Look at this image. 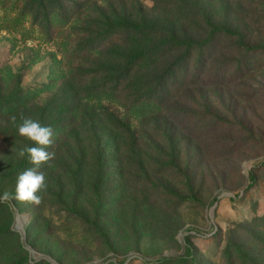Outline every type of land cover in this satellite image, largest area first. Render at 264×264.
I'll return each mask as SVG.
<instances>
[{"label":"rangeland","instance_id":"obj_1","mask_svg":"<svg viewBox=\"0 0 264 264\" xmlns=\"http://www.w3.org/2000/svg\"><path fill=\"white\" fill-rule=\"evenodd\" d=\"M6 191L0 264H264V0H0Z\"/></svg>","mask_w":264,"mask_h":264},{"label":"clouds","instance_id":"obj_2","mask_svg":"<svg viewBox=\"0 0 264 264\" xmlns=\"http://www.w3.org/2000/svg\"><path fill=\"white\" fill-rule=\"evenodd\" d=\"M15 119V117H12L13 122H15ZM17 130L20 136L34 142V144L39 145V147L28 146L21 149L18 153L20 157L28 155L30 163L35 167L28 168L20 173L17 178L14 198L39 205L42 197L38 195V193L42 190H46L47 184L44 173L38 169L42 163H47L55 158L54 152L46 150L53 143V131L51 127L44 126L39 121L30 118L23 119V122L18 125ZM12 198V195L6 191L0 196V203Z\"/></svg>","mask_w":264,"mask_h":264},{"label":"trees","instance_id":"obj_3","mask_svg":"<svg viewBox=\"0 0 264 264\" xmlns=\"http://www.w3.org/2000/svg\"><path fill=\"white\" fill-rule=\"evenodd\" d=\"M119 24H121V25H119V27H121V28H123V29H132V30H136V31H142V29L144 28V27H142V26H140V27H139V26H134V25L129 24V23H127V22H121V23H119ZM170 42H173L174 44H178V43H180L181 41H179L175 36H173V38H171L170 40H166V41H165V43H170ZM191 42H193V41H191ZM135 58H136V57L132 58V59L129 61L128 65L131 64V61H133ZM128 68H129V66L125 68L126 71H124V73H128ZM165 259H166V258H163V260H165Z\"/></svg>","mask_w":264,"mask_h":264}]
</instances>
